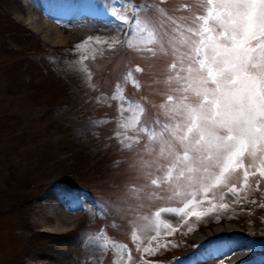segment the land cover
<instances>
[{
    "label": "rangeland",
    "instance_id": "374dc122",
    "mask_svg": "<svg viewBox=\"0 0 264 264\" xmlns=\"http://www.w3.org/2000/svg\"><path fill=\"white\" fill-rule=\"evenodd\" d=\"M29 1L0 0V264H124L127 253L121 258L111 247L98 252L89 245L100 230L110 241L128 246V264L139 256L156 261L190 251L194 243L219 232L249 235L253 230L264 238V178L260 175L264 172V149L259 145L245 152L242 167L233 165L236 171L227 187L208 190L207 198L203 192L197 195V200L205 201L202 207L193 202L186 209L188 215H154L161 205L183 208L190 198L178 195L163 202L154 194L150 197L158 192L171 200L176 187L151 184L152 179L163 176L156 170L159 145L148 134L138 133L135 126L124 132L121 125L133 119V112L110 82L120 85L128 96L138 97L142 106L152 107V98L160 107L168 94L176 95L172 92L177 87L175 80L169 81L175 76L169 71L174 60L170 46L165 44L161 50L159 44H153V54L128 47L124 36L110 49L109 44L123 31L121 24L79 19L76 12L66 15L72 21L69 26L57 27L62 41L55 42L56 35L47 33L54 41L50 42L34 24L20 19L31 12L35 23L40 15ZM137 1L148 8L140 18L162 26L161 32L168 34L166 40L171 37L179 41L173 32L176 23L194 26L195 17L207 12L206 0ZM100 3L108 4L109 0ZM114 8L123 11L121 6ZM135 9L127 8L125 15L132 16ZM46 30L49 32L48 27ZM65 46L72 49L65 51ZM50 53L53 56H48ZM99 118L105 120L103 124H97ZM157 120L151 129L158 130ZM143 121L142 115L140 123ZM245 171L249 173L246 184ZM58 181L61 185L56 187L64 193L66 187L79 185L97 197L107 196L116 208L114 215L99 218L97 211L77 195L80 204L75 209H59L50 189ZM233 184L240 189L239 202L234 203L230 195L222 200ZM193 190L187 182L179 188L182 193ZM195 190L199 191V186ZM118 196L128 201L118 200ZM213 203L217 207L227 203L253 209L248 214L223 209L201 217L191 215L193 211L209 213ZM100 210L109 211L105 207ZM61 212L68 221L50 231L49 226L55 225L51 218ZM89 222L90 231H86ZM199 224L200 229H195ZM78 229H83L81 235H77ZM168 229L175 232L167 234ZM157 230L160 239L151 244L155 251L145 253L143 249ZM165 244L168 247H163ZM197 251L192 250L191 256ZM174 262L170 264H178Z\"/></svg>",
    "mask_w": 264,
    "mask_h": 264
},
{
    "label": "snow or ice",
    "instance_id": "6c2138e0",
    "mask_svg": "<svg viewBox=\"0 0 264 264\" xmlns=\"http://www.w3.org/2000/svg\"><path fill=\"white\" fill-rule=\"evenodd\" d=\"M206 3V14L197 15L194 26L173 21L176 23L173 32L180 37L177 41L171 37L166 40L168 34L161 32L162 26L140 18L142 5L135 6L136 15L127 16L109 12L106 4L97 5L90 0L97 15L109 14L128 28L123 41L128 47L155 54L151 45L159 44L163 50L167 44L174 57L169 71L175 76H170L169 81L175 80L177 87L172 92L176 95L168 94L160 106L166 122L157 120L158 130L141 125L144 108L137 103L129 106L133 119L121 125L125 133L135 126L138 133H146L158 143L156 170L163 172V176L152 179L151 184L156 187L161 183L174 184V195L190 198L183 208L159 209L154 213L157 218L163 213L188 215L186 209L193 202L202 207L205 201L196 199L200 192L207 198L208 190L227 187L230 175L236 171L233 165L243 166L245 152L257 145L264 149V0H206ZM118 43L121 41L117 38L109 48ZM128 75L131 77L132 73ZM136 142L139 143V136ZM260 175L264 178V172ZM248 176L245 171V184ZM184 182L194 190L180 192ZM197 186L199 191L195 190ZM229 195L234 203L239 202L240 189L233 184L221 199ZM228 207L227 203L219 205L224 210ZM216 208L213 203L209 213L193 211L191 215L201 217ZM174 232L175 229H168L167 234ZM160 234L157 230L151 237L149 246L143 249L145 253L155 251L151 244L159 241ZM132 239L134 242L138 239L135 232ZM88 243L98 252L111 247L121 258L127 253L124 264L131 260L128 246L110 241L103 231Z\"/></svg>",
    "mask_w": 264,
    "mask_h": 264
},
{
    "label": "bare ground",
    "instance_id": "6f19581e",
    "mask_svg": "<svg viewBox=\"0 0 264 264\" xmlns=\"http://www.w3.org/2000/svg\"><path fill=\"white\" fill-rule=\"evenodd\" d=\"M28 13H29V15L27 17H29V19H27V17H25V16H23V18L20 17V19L21 20L23 19L25 22H29L32 26L34 24V26L36 27L35 30L37 29L36 31L41 32V34H46L47 35V33L48 34L49 33H53L54 35H56L55 42L62 41L61 40L62 37H60L59 32H58V31H60V29H57V27L49 26V24H48V23H50L48 21L49 20V17H44V16L40 17V15H39V16H37L38 18L36 17V20H34L35 23H33L32 22V13L31 12H28ZM46 27L49 28V32H47ZM43 28L45 30H43ZM44 31H46V32H44ZM50 38L51 37L48 36V40L50 42H54V41L50 40ZM59 209H60V207H59ZM52 210H54V209H52ZM48 211H50V210H48ZM50 213H51V211H50ZM61 215H62V212L60 213V216L58 215V216H56L53 219L51 218V220L54 221L55 225H53V223H52V226L51 225L49 226L48 229L50 231L51 230L53 231L54 228L56 229V227H58L57 226L58 224L60 225V224H63V223H65V222L68 221V219H66L65 217H63V215L62 216ZM69 217L72 218V215H70ZM35 226H37V224H35ZM224 232H227V231H224ZM219 233H221V232H219ZM238 245L239 246H242L240 243H238ZM245 247L246 248L243 249V251L238 252V253H233L232 256L229 259H227V260L224 261L225 262L224 264H264V259L259 258L260 256H262V257L264 256V240L257 241V242H253V243H249L248 244V247L247 246H245ZM249 248L251 249V251L248 250ZM203 260H205V259H203Z\"/></svg>",
    "mask_w": 264,
    "mask_h": 264
}]
</instances>
